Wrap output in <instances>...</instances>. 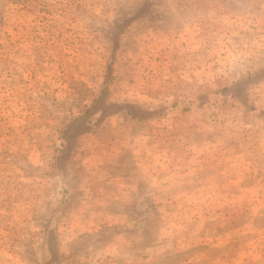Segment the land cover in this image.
<instances>
[{"label": "rangeland", "instance_id": "1", "mask_svg": "<svg viewBox=\"0 0 264 264\" xmlns=\"http://www.w3.org/2000/svg\"><path fill=\"white\" fill-rule=\"evenodd\" d=\"M50 246L264 264V0H0V264Z\"/></svg>", "mask_w": 264, "mask_h": 264}, {"label": "trees", "instance_id": "2", "mask_svg": "<svg viewBox=\"0 0 264 264\" xmlns=\"http://www.w3.org/2000/svg\"><path fill=\"white\" fill-rule=\"evenodd\" d=\"M141 5V3H139V4H137V6H140ZM118 29H121V27L120 28H118ZM52 245V244H51ZM53 246V245H52ZM52 246H50V248H49V252H48V254L50 253V255L52 256V259L51 258H48L47 259V261H48V264H55V256H56V254H55V251H54V248L52 247Z\"/></svg>", "mask_w": 264, "mask_h": 264}]
</instances>
